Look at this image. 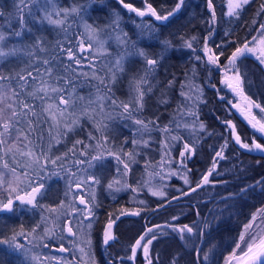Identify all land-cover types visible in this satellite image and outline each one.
Returning <instances> with one entry per match:
<instances>
[{
  "label": "trees",
  "instance_id": "trees-1",
  "mask_svg": "<svg viewBox=\"0 0 264 264\" xmlns=\"http://www.w3.org/2000/svg\"><path fill=\"white\" fill-rule=\"evenodd\" d=\"M18 2L19 0H0V12L3 13V15H0V25H3V31L6 34L12 30H18L20 27L19 21L16 19L18 15L16 5ZM124 2L132 3L134 7L140 9L146 7L145 0H124ZM147 2L152 4L158 13L166 15L168 11L175 7L179 0H147ZM212 2L216 14L214 24L208 23L211 19V10L207 7L208 0H185L179 13L166 22L155 21V18L150 15H146L144 18L137 17L135 13H129L127 9H124L118 0H103V6L100 4L93 5L88 14L84 16V20L88 24L102 27L112 18L111 13L113 10L119 12L123 18L121 27L130 38L128 51H132L131 42L135 41L136 46L147 51L150 58H156L163 52L160 41L168 39L173 44L172 49L163 53V59L160 61L159 67L156 69L154 76L150 78V83L154 84L155 87L146 96L142 112L133 113L135 119L157 120L160 124L168 123V120L173 117L172 111L177 106L176 102L182 98L181 84L187 81L202 89L201 100L196 105V108H198V114H200L205 124V129L200 131L197 138L193 139L194 141L188 135H185V131H179V133H184L181 135L183 139L180 140V143L189 142V145L193 144L195 149L187 154V167H184L183 171L178 170L181 180L176 181L177 183L172 182L171 187L167 188V196L164 202L161 203L159 200H154L147 195L145 207L141 208L140 203L132 201L131 207L143 209L140 211V215L129 214V217L119 215L117 216L119 219H116V217L114 219L116 220L114 235L118 245L116 252L117 256H122L123 260L128 252L130 255L131 246L145 233L147 228H154L155 225H166V223L176 227H179L177 223H180V226L185 224L193 226V222H195L194 232L191 234L185 233L184 241L170 228H163L164 235L160 234L161 230L154 228L157 239L153 241L149 252L153 264H172L173 257H176V264H201L197 259L195 249L200 248L203 250L201 253L202 257L203 252H207L213 244L215 245V249L211 254L213 258L205 262V264H225L229 253L235 248V242L239 241L238 236L242 227L257 212V209L264 205V185L257 186L256 184L257 181L264 179V152L262 155H257L237 146L233 139L231 126L226 125V118L224 117H227L228 111L229 113L232 111L229 118L231 121L233 120L232 125H235V132L241 136L242 142L249 144L254 138L258 143L264 144V134L253 129L248 122H246L245 127L239 125V114L234 107L231 108L232 96L224 83H222L221 69L218 66L227 60L236 47H241L263 21L264 11L257 13L261 4H264V0H250V3L245 5L240 11L238 17L226 15V0H212ZM84 3H87V0H54L57 9L70 8L74 4ZM51 6L53 5L48 7L51 8ZM31 7H33L36 16L42 15V12L36 6ZM43 7L44 5L41 4L40 8ZM25 19H27V16H25ZM141 19L145 23H153L155 25L157 32L153 34L154 38L149 39L147 35H140V30L133 21L139 24ZM9 22H11V27L8 26ZM69 23H72L73 26L68 30L67 40H65V33L60 32L59 29H54L53 26L47 23L40 24L29 21L28 26L32 31L28 32L25 30L21 37L8 35L6 46L21 45L24 46L25 51H29L31 49L28 46L34 45L36 38L43 35L46 37L43 41V47L47 50L41 52L39 48H36L32 57H27L21 52L18 56L9 57L0 65V68L5 72L11 70L19 71L31 61L33 68L43 69L45 67L41 63L43 59H51L52 56L59 55L58 51L53 47L57 40L62 41L65 47L76 45L79 38L78 33L84 31L81 22H74L70 18ZM193 36L197 37L193 41V48L183 47L184 40H188ZM181 37H183V40ZM99 38L107 40L105 47H107L110 55L94 60L95 70L98 75L104 76L105 80L108 81L110 79L107 74L108 68L112 67L116 56L125 49L124 46L118 45L114 35L109 39L105 32L101 33ZM206 39L208 47L215 54L220 55V53H223V55H220L218 65L207 63L206 54L203 51ZM68 41H71V45H69ZM96 46L95 44L93 45V47ZM89 54H84L83 71L91 73L93 69L87 64ZM197 56L200 57V60H196ZM67 62L66 54L59 56V61L56 62L57 71L54 74L60 76L68 75L69 79L72 76L76 77L72 80L67 91H71L72 87H75L74 96L83 97L84 99H77L75 107H81L82 110L86 107L98 109L96 107L98 101L92 104L88 102L96 101L98 94L101 96L110 95L111 99L104 101V111L101 115L97 111L91 113L93 119L100 121L103 118L104 123L107 124L108 127L104 132L107 131L106 135L111 143L109 148L114 151L120 148H123L124 152L133 151L132 141L133 137L135 139L137 131L134 136L133 132L135 130L134 127H137V125H135L133 118L126 116L121 118L118 114L122 112V109L113 105L112 100H116L118 103L120 101H128L130 96L129 80L133 75L143 72L145 69L144 60L138 56H128L125 60V72L119 73L116 82L108 85L111 89L110 93L108 92V87L93 79L91 75L85 78L78 73L66 74L63 71V64ZM73 67L78 66L73 65ZM239 67L243 74L247 72V75L244 76L245 84L249 87L253 98L264 107V69L249 56H243L239 59ZM193 69H195V73H193ZM29 70L32 69L29 68ZM170 80H174V84L168 87ZM249 81L251 86H249ZM60 83L62 84L63 81H60ZM97 89H99V93ZM184 91L187 92L188 88H185ZM162 93H164L163 96ZM161 99H167L168 102L166 104L160 103ZM30 102L33 101L30 100ZM34 103L39 105L40 102L34 101ZM70 111L73 110L70 109ZM253 111L259 110L253 109ZM109 117L111 118L109 119ZM93 119L82 116L79 126L69 133L61 144L54 146L52 155L56 156L66 152V149L71 148L73 142L77 139L86 143L93 141L89 140L90 132L99 139L100 132L95 130ZM43 127L46 129L47 125H43ZM159 136L152 137L155 141L157 140V142L151 141L155 144V149L159 148L158 141H162ZM226 139L228 140V145L223 149L224 159L217 158L219 162L216 164L215 172L209 176L210 183L187 195L185 197L186 202L181 203L180 199H173L179 193L195 187L203 175L208 174L209 168L213 166V158L216 152L221 150V146L225 144ZM45 141H47L46 132ZM78 147L82 148L83 146L80 145ZM143 157H145V162L151 165L155 164L153 157H148L147 155H143ZM6 159L11 163V157H6ZM175 159L177 158L175 157ZM53 170L52 166L49 165V172ZM89 171L92 174L94 172L91 169ZM94 174L96 173L94 172ZM185 175H187L190 184L183 182ZM66 177L67 175L61 172L60 176L52 178L54 182L48 184L52 185V187L45 186V195L39 199V203H48L54 206L60 197L64 196L62 194V183ZM102 178L104 181V177ZM178 182H180L182 190L178 189ZM249 186L252 187L249 188ZM242 188L247 189V191L241 193L240 190ZM176 190L180 192L178 191L177 194ZM105 201L108 205L112 204V212L110 214L114 218L116 212V203L114 202H117V200L111 203L108 200ZM128 207L129 205L126 204L125 208ZM178 208L181 210H179V213L174 214L177 217L176 220H173L171 216L170 218L165 216L169 215L168 210L173 211ZM39 211H41V208L22 209V212L21 210L19 211L20 219H17V215L0 217V236H8L10 231L12 232L17 227H22L23 223L38 224L39 220L36 219L40 215ZM197 212L199 215H197ZM215 217H219V219H215ZM205 218L210 226L204 230V235L201 236L197 229L203 228ZM57 231L59 232L60 230ZM95 232L98 236V227H95ZM190 241L192 243L189 249L188 243ZM136 257V263L142 260L139 249ZM21 261H23L21 253L12 252L6 245H0V264H22ZM129 264H132L130 260Z\"/></svg>",
  "mask_w": 264,
  "mask_h": 264
},
{
  "label": "snow or ice",
  "instance_id": "snow-or-ice-1",
  "mask_svg": "<svg viewBox=\"0 0 264 264\" xmlns=\"http://www.w3.org/2000/svg\"><path fill=\"white\" fill-rule=\"evenodd\" d=\"M118 2L127 9L129 13H135L137 17L144 18L146 15H150L155 18V21L166 22L171 17L178 14L185 0H179L175 7L168 11L166 15H161L157 12L156 8L152 4L145 0L146 7L144 9L136 8L132 3H125L124 0H118ZM228 11L226 15L229 17L240 15V11L245 5L250 3V0H227ZM43 4L44 7L40 8ZM54 0H19L16 5L18 15L16 19L19 21L20 27L18 30H12L10 33L3 31V25H0V65H2L9 57L18 56L19 53L23 52L25 56L32 57L35 53V49L39 48L41 52L46 51L43 47V41L46 39L43 35L39 36L35 40L34 45H29L31 49L25 51L24 46L12 45L6 46L8 35L14 37H21L25 30L31 32L32 29L28 26L29 21L34 23L44 24L47 23L53 26L54 29H59L60 32L65 33V40H67L68 30L73 26L69 23V19L72 18L74 22H81V26L84 31L78 33V40L76 45L65 47L64 43L60 40L55 42L53 46L59 53L57 56H52L51 59H43L41 63L45 66L43 69H36L32 67L30 61L28 65L19 71L11 70L5 72L0 68V214L14 213L21 209L31 210L35 208L46 209L47 212L56 215L58 221L61 216L69 217V223L61 228V225L56 221H52L51 226H47L51 217H41L40 223L33 227L30 231H26L21 227L19 231H12L8 236H0V245H6L7 248L12 252L25 254V259H30L34 264H42L41 258L37 255L31 254V248H25V245L19 242L18 237H23L28 241L29 245L34 247L39 246L40 242L43 241H56L60 243L57 251L68 253L71 252L75 256L76 251L81 254V261H68L65 257H51L54 264H87L83 258L87 257L91 261V264H95L94 254L91 252L92 237L91 229L92 223L89 221L85 224V220L88 217L94 216V208L98 205L95 204V193L88 192L84 186L94 188L95 185L101 183V179L97 175H88V170L95 168L97 163L104 161L107 157H112L116 160L117 167L116 172L118 177H114L109 181L107 188L119 192L130 188L131 186L126 183L128 172L130 171V165L136 163L135 153L133 151L124 152L123 148L119 150H113L108 148L109 137L103 135L107 129V124L104 123V119L100 121L93 119L91 113L95 112V108H84L79 113L70 111L76 106L77 99L83 100V97H76L75 87H72L71 91H67L69 85L76 77L72 76L69 79L68 75L60 76L55 75L57 71L56 62L59 61V56H67V63L63 64V71L68 73H78L81 76L87 78L89 75L93 79L98 80L101 84L108 87L109 84L115 83L119 73L125 72V60L128 56H138L145 62V69L138 75H133L129 80L130 96L127 102L112 100V104L122 109V112L118 115L121 118L125 116L133 118L135 125H137V133L142 137L145 132H151L155 130L153 120L135 119L133 113L142 112L145 106L146 96L152 92L154 84L150 83V78L154 76L156 69L159 67L160 61L163 59V53H166L169 49L173 48V44L170 40L164 39L160 41L163 52L156 58H150L147 51L143 48H138L136 42H131L132 51H128L130 38L127 32L121 27L123 18L120 13L113 10L111 13L112 18L104 26H94L88 24L84 20L89 10L93 5L100 4L103 6V0H87L84 4H74L70 8L57 9L55 7L49 8V5H53ZM36 6L38 10L42 12L41 16H36L33 7ZM207 7L211 10V19L208 21L210 24H214L216 21L215 9L212 0H208ZM264 11V4H261L259 12ZM0 15H3L0 12ZM27 16V19H25ZM135 26L140 30V35H147L149 39L154 38L153 34L157 32V29L153 23H145L141 19L139 24L133 21ZM11 27V22L8 24ZM261 29L264 30V24L261 25ZM107 33L108 38L115 36V40L118 45L124 46V51L121 52L115 58V63L112 67L108 68V76L110 79L105 80L104 76H100L96 72V65L94 60L100 57L110 55L107 47H105L107 40H101L99 37L101 33ZM59 34V33H57ZM211 35V32H210ZM183 40V37H181ZM197 37L193 36L188 40H184L183 47L192 49L193 41ZM71 45V41H68ZM249 43L257 44L259 47H250ZM97 45L93 47V45ZM219 48V46H217ZM195 51V49H193ZM204 53L207 55V63L210 65H218L220 61V55H217L213 50L208 47L207 39L203 48ZM85 53H90L87 58V64L93 69L91 73L83 71V65L85 62ZM249 53H258L257 58L261 64H264V34L257 40L256 37L252 38L251 42L246 41L242 47H236L235 51L232 52L231 56L227 58V64L223 66L224 79L222 83L235 95L240 96L246 102V108L241 107L238 104H233L232 107L238 108L242 114H246L248 123L251 124L253 129L258 130L264 134V123L257 120L253 114V109L259 110L261 118H264V107L253 101L244 92V79L241 75V70L237 66L238 58H241ZM196 60H200L197 56ZM73 65L78 67H73ZM106 66V65H105ZM31 68L32 70H29ZM35 73V74H34ZM195 73V69H193ZM247 72L244 73V76ZM31 81V83H30ZM60 81H63L61 84ZM249 86L251 82L249 81ZM174 84V80L168 82V87ZM15 85V86H13ZM188 88V91H184ZM99 93V89H97ZM108 92H111L108 87ZM202 89L198 86L185 82L181 84V96L185 97L186 101H190L191 104L185 109L184 106H178L177 114H183V116L193 117L192 124H182L177 122L176 127L191 128L193 132L196 131V126L200 130L205 129V125L198 121V112L195 110L196 105L201 100ZM164 93H162V96ZM111 99L110 95H97L96 101H89V104L99 102L101 113L104 111V101ZM33 101V102H30ZM34 101H39V105L35 104ZM160 103H167V99H161ZM84 116L88 119H93V125L97 132L101 133L98 139L91 132L89 133V140L95 141V144H86L83 140L77 139L73 142L72 147L66 152L60 155L53 156L52 150L55 145L61 144L63 140L68 136L69 133L73 132L74 129L79 126L80 118ZM111 117H109L110 119ZM175 119V117H174ZM173 121H169V124L164 125L162 128L156 125V128L164 134L165 139L161 141V146L164 151V155L161 157V161L158 162V166L163 168L165 164L171 163L170 156V142L182 140L183 137L176 135L172 136V128L170 125ZM231 126L232 135L234 136L235 142L240 147L249 150H259L264 152V144L256 143L253 141L252 144L242 142L241 136L236 134L235 125H232L231 121L225 122ZM43 125H47L45 129ZM45 132L47 133V141H45ZM126 142V141H125ZM133 145L144 144L145 146L149 143L148 140H133ZM83 145L82 148L78 147ZM228 145V140H225V144L221 146V150L217 151L213 158V166L209 168L208 174L203 175L202 179L196 184L194 188H191V192H196L197 189L208 185L210 183L209 176L212 175L216 170V164L219 159H224L223 149ZM184 151L180 153L183 158L181 160V166L184 164V160L188 158L186 153H191L195 149L189 144H184ZM90 150L95 154L90 155ZM79 154V155H78ZM17 155L21 158H26V163H20L17 159ZM86 157L87 159H80L79 157ZM6 157H11L12 162L16 166L9 164ZM87 167H81L83 165ZM49 165L54 169L49 172ZM122 165V168H121ZM75 166L77 171L73 172L72 167ZM153 167L150 163L146 162L145 171L148 174L149 179L144 180L138 188L132 189V191L142 190L150 184L153 173L149 172L148 169ZM21 169V170H18ZM61 172L67 173L68 190L65 192V196L68 197L73 192V186L75 189H84L85 194L89 199L85 198V195L79 196V205H83V208L77 207L76 196L73 195L72 199L65 203L61 200L60 204L56 207L51 205H41L39 199L45 195L46 181L51 180L53 177L60 176ZM43 173V175H42ZM78 173L84 175L77 176ZM176 172L169 173V176L176 175ZM155 175H160L159 172ZM86 176V178H85ZM75 178V179H73ZM185 184H190L187 175L183 177ZM257 186L264 185V179L256 182ZM252 186H249L251 188ZM152 191L151 188H149ZM247 189H241L240 192L244 193ZM6 194V195H5ZM188 192H183L182 195H188ZM153 196H165L166 193L161 191H152ZM232 195V194H230ZM173 199H178L174 197ZM223 199V198H222ZM143 203V202H141ZM162 206V205H161ZM260 213H264V210H259ZM125 211H121L120 215H125ZM132 215H140L139 211L133 212ZM197 215L199 213L197 212ZM119 219V217H116ZM176 220L177 217H173ZM219 219V217H215ZM257 220V215L252 216V220L244 225V231L241 232L239 241L235 242V248L232 253L226 258L225 264H264V229L254 231L253 226ZM74 226L77 231L73 229ZM116 220L112 219V214H109V222L106 224L103 232V245H109L110 241L116 239L113 234V225ZM41 224L46 225L43 229V233L37 235V229L41 227ZM209 223L205 218L203 228L197 229L201 236L204 235V230L209 228ZM164 227L170 228L173 232H176L182 241L185 240V233L191 234L194 232L196 227L195 222L193 226L187 224L176 227L172 224L166 225H155V229L161 230V235L165 233L162 231ZM154 228H147L145 233L135 241V244L131 246L132 256L129 259H135L137 250L142 249L146 264H153V260L149 254L150 246L153 241L157 239V234L154 232ZM259 228V225H256ZM57 229L60 231L58 232ZM68 233L74 239L70 240L72 247L65 248L63 241L68 239L64 233ZM151 238H148V237ZM31 237V239H29ZM34 241L36 242L34 244ZM146 241V242H144ZM48 247L47 244L43 245ZM215 249L213 244L207 252H203L202 249L196 248L197 259L201 264H205L211 258V254ZM239 251V255L237 252ZM48 257H44L47 260ZM172 264H176V257H173Z\"/></svg>",
  "mask_w": 264,
  "mask_h": 264
},
{
  "label": "rangeland",
  "instance_id": "rangeland-1",
  "mask_svg": "<svg viewBox=\"0 0 264 264\" xmlns=\"http://www.w3.org/2000/svg\"><path fill=\"white\" fill-rule=\"evenodd\" d=\"M52 7L57 8V6L55 4H53V6H51V8ZM226 9L228 11V3H227V0H226ZM262 24H264V19L259 24V26L255 30V32L251 36H249L246 41L251 42L253 37H256L257 40H259L261 38L262 34H264V30L261 29V25ZM243 45H244V43H243ZM249 46L250 47H257V48L259 47L257 44H253V43H249ZM257 55H258V53H249V54H246L245 56L251 57L255 62L258 63V65H260L264 69V64H261L259 62V60L257 58ZM206 58H207V55H206ZM239 59L240 58H238V60H237V66L238 67H239ZM225 64H227V60L224 63L218 65L220 67V69H221L222 80L224 79L223 66ZM241 75H242V77L244 79V92H245V94L247 96H249L253 101H255L256 99H254L253 96H252V94L250 93L249 87L245 84V77H244V74L242 73V71H241ZM183 83H185V82H183ZM228 91L230 92V95L232 96V105L233 104H238L241 107H245L246 108V102L243 100L242 97L235 95L229 89H228ZM176 103H177V106L172 111L173 117L170 118V120H168V121H173V123L170 125V127L172 128L171 135L172 136H176V135L181 136L182 134L185 133V135H188V137H190L191 140L197 138V136L200 134V131H201L199 129V127H198V124L196 126V131L195 132H193L191 128H184V127L177 128L176 127V123L177 122L182 123V124H185V123L186 124H192L193 119H194L193 117L183 116L182 113L181 114H177L178 106H184L185 109H187V107L191 104V102L190 101H186L185 100V97L182 96V98L179 99L178 102H176ZM256 103H258V101ZM97 104L98 105L96 107L98 109H96V111L101 115L102 113L100 111L99 103L97 102ZM231 108H233V107H231ZM234 109H235V111L238 114H239V112L241 113V111L238 108L234 107ZM72 110L75 111V112H77V113H79L82 110V108L81 107L80 108H76L75 107ZM195 110L198 112V108H195ZM253 114L256 116L257 120H260L261 123H264V118H261V114H259V111H253ZM174 117H175V119H174ZM153 121L155 122V124L153 125V128L155 130H153L151 132H145L142 137L138 133L135 135V140L144 139V140H148L149 143L146 146L144 144L133 145V152L135 153L136 163L130 165V171L128 172V175H127V178H126V183L131 186L130 188L125 189V190H122V191H119V192H115L114 190H109L107 188V185H108L109 181H111L114 177L120 178V177H118L117 172H116V167H117L116 160L113 159L112 157H107L104 161L100 162L94 168L97 171V173H98L99 176L102 175V177H104V181H101V189H102L101 199L102 198H105V197H106V199H102V203L105 200H108V202H110V203L112 201H114V200H117V202H114V203H116V208H115L116 212L114 214V218L117 217V216H119L121 211H125L126 213H129L131 215H132L133 212H136V211H139L140 212V211H142L143 209H135L134 207H131L132 206V201H134L136 203H140L141 204L140 205L141 208L142 207H145V205H146V196L147 195L149 197H152L154 200H159L161 203L164 202V199L166 198L167 195H165L163 197H161V196H153L152 195V191H161L162 190L163 192L166 193L167 192V188L168 187H171L170 185H171L172 182L177 183L176 181L181 180L180 179V174L178 173V170L179 171H181V170L183 171V168L184 167H187L186 166L187 164L185 163V160H184L183 166H181V160H183V158L180 156V153L182 151H184V147L183 146H184L185 143H182L181 142V144H180V140L174 141V142H170V145L169 146H170L171 163L170 164H165V166L163 168H161V167L158 166V162L161 161V157L165 153H164V151L162 149L161 141L160 140H159L160 142L158 141L159 148H156V149H155V144H153V142H151V141H155L152 137L153 136H156V135L157 136L160 135L159 138L162 139V141L165 139L164 134H162L159 131V129L156 128V125H159V127L162 128L164 125L169 124V122L168 123H165V124H160L159 121H157V120H153ZM198 121L199 122H202L204 124V122L202 121V118L200 117V114H198ZM137 127H134L135 130L133 132V136H134V133L137 131ZM178 129H180V130H178ZM157 131H158L159 135H158ZM179 131H185V132L184 133L183 132H180L179 133ZM106 133H107V131L104 132L103 135H106ZM100 136H101V133H100ZM133 140H134V137H133ZM155 142H157V140ZM186 143L189 144V142H186ZM86 144H95V141H90V142H87ZM110 145H111V143L109 141L107 147L109 148ZM81 146H83V145H81ZM190 146L192 148H194V145L193 144H190ZM67 150L68 149H66V151ZM177 150H179V151L176 152ZM90 153H89L90 155L95 154L91 150H90ZM187 154L188 153H186V155ZM143 155H147L148 157H150V156L153 157V160H154V163L155 164L153 165V167H151V168L148 169L149 172L153 173V176L151 178L150 184L147 187H144L142 190H138V191H135L134 192V191H132V189L138 188V186L144 180L149 179L148 174L145 171L146 164H144V163H146L145 162L146 160L144 159L145 157H143ZM175 157L177 159H175ZM79 158L80 159H87L86 157H82V156H80ZM17 159L22 164L27 162L26 161V158H21L18 155H17ZM140 161L143 164L139 163ZM175 161H176V163L174 164ZM9 164H11L12 166H16V165L13 164L12 159H11V163H9ZM84 167H87V165L85 164ZM121 168H122V165H121ZM72 171L73 172L76 171V167L75 166L72 167ZM157 172H159L160 175H155V173H157ZM171 172H176L177 174L176 175L169 176V173H171ZM89 173H90V171L87 174L90 175ZM42 175H43V173H42ZM64 175H67V173H64ZM81 175H84V174L83 173H79L77 176L79 177ZM73 179H75V178H73ZM53 180L54 179L47 180L46 181V185L52 187V185H48V184L54 182ZM67 180H68V176L66 178H64L63 183H62L63 184L62 185L63 186V188H62V194L64 196H61L60 199L58 200V202L54 206L51 205V204H48V203H43L41 205H51L52 207H56V206H58L60 204L61 200H64L65 203H68V201L70 199H72V196L75 195L76 196V204H77V207L82 208L81 205H79V199H78L79 198V190H77V189L75 190L73 188V192L68 197L65 196V192L68 190ZM149 188H151L152 191H150ZM180 188H181V184H180V182H178V189H180ZM74 191H76V192H74ZM91 192H93V190H91ZM127 201H129V207H131V208H129V207L128 208H125ZM141 202H143V203H141ZM174 210L173 211L168 210L169 211V215H165V216L167 218H170V216L171 217H175L174 214L179 213V210H181V209L178 208V209H174ZM259 210H264V205H262L261 207H259L257 209V212L255 213V215H257V220H256V222H255V224L253 226V230L254 231H259L260 229H264V213H260ZM21 212H22V209H21ZM39 212H40V215L36 219V220H39V223L41 221V217L42 216L51 217V219L49 220L47 226H51L52 221H56L57 223L61 224V228H63L64 226H66L69 223V217L61 216L60 219L57 221L56 220V215L47 212L46 209L45 210L44 209H41V211H39ZM15 215L18 216L17 219H20L21 218V215H20L19 211L18 212L11 213V214H9V213L0 214V217H6V216H12L13 217ZM105 218H106L105 219V222H103L104 225L102 224L103 226L101 227L102 228V231H101V235L102 236H103V232H104L105 226L109 222V217H106L105 216ZM114 218H112V219H114ZM93 220H94L93 217H88L87 220H85V224H87L89 221L92 223V229H91V237H92V240L94 238V232H93L94 226H93V222H92ZM251 220H252V217L248 220L247 224ZM7 221H9V220H7ZM177 224H178V226H180L179 225L180 223H177ZM36 225L37 224H34L33 225L32 223L31 224L23 223L22 224V227H23L24 230L30 231ZM256 225H259V228H256ZM45 226L46 225L41 224V227L39 229H37V235H40V234L43 233V229H44ZM20 229H21V227H19V228L17 227L14 230L15 231H19ZM73 229H74V231H77V229L74 226V222H73ZM57 230H59V229H57ZM243 231H244V226L242 227V229L240 231V234ZM11 233L12 232L10 231L9 235ZM240 234L238 236V239L240 237ZM71 238L74 239L73 237H71ZM148 238H151V237L149 236ZM18 239H19V242L21 244L25 245V248H31V254L32 255H37V256H39L41 258L42 264H54V262L51 259V257H53V256H56V257H65L68 261L75 260V261H78L79 262L82 259L81 254L79 253V251H76L75 256H72V257H67V256H62V255H59V256L58 255H52V253H50L49 251H47V249H45L44 246H43L45 243L50 242L48 240L43 241V242H40L39 243V246L34 247L33 245H29L28 241L25 240L23 237H18ZM29 239H31V237H29ZM51 242L53 243V241H51ZM144 242H146V241H144ZM35 243L36 242L34 241V244ZM191 243H192L191 241L188 243V248L189 249H190ZM69 245L72 247L71 244H69ZM139 251H140V254H141V258L143 257L144 260L142 259L140 262H137L136 264H146V260H145L144 253H143L142 249H139ZM91 252H92V247H91ZM231 253H232V251L229 253V255ZM237 254L239 255V251L237 252ZM21 256H22V259H23V261H21L22 264H34V262L31 261L30 259H25V254L21 253ZM44 257H48V259L47 260H44ZM126 257H128V258L130 257L129 252L126 254ZM83 259L85 261H87V264H91V261L88 260L87 257H84Z\"/></svg>",
  "mask_w": 264,
  "mask_h": 264
},
{
  "label": "flooded vegetation",
  "instance_id": "flooded-vegetation-1",
  "mask_svg": "<svg viewBox=\"0 0 264 264\" xmlns=\"http://www.w3.org/2000/svg\"><path fill=\"white\" fill-rule=\"evenodd\" d=\"M231 113H232V111L230 113H229V111L227 112V114H226L227 117H224V118H226L225 122L226 121H231L230 118H229V115ZM231 122H233V120ZM246 122H248V119L246 118V114H242V113L239 112V115H238V123H239V125L245 127L246 126ZM227 126H229V125H227ZM253 141L256 142V140L253 138L249 144H252ZM185 163L186 164L188 163V158L185 160ZM98 164L99 163H97V165ZM81 167H84V165L81 166ZM92 170L96 174H94V172H93V174H91V172H90L89 173L90 175L99 176L94 168H92L91 171ZM99 177L103 181L102 175L99 176ZM85 178H86V176H85ZM84 187L87 188L88 192H91V190L94 191V193H95V204L98 205L97 207L94 208V216H93V218H94L95 221L94 220L92 221L93 222V226H94L93 232H95V227H98V236L96 235V232H95V236H94V238L92 240V253L94 254L95 264H129V260H130V263L136 264L135 259L134 260L133 259H129L128 257L125 256V258L123 260L122 256H117V252L116 251L118 250V245H117L116 239L113 240V241H110L109 245H107V246L103 245V243H102L103 236L101 235V231H102L101 227L104 225L103 222H105V219H106L105 216L109 217L107 215H109L112 212V204L108 205L105 201H103V203H102V199H106V197L101 199V192H102L101 183L99 185H95L94 188L88 187L87 185H85ZM73 188H74V186H73ZM190 189L189 190H185L184 192H188L189 193L188 195H190L191 193H193V192L190 191ZM179 190H182V189L180 188ZM179 190H176L177 194H178ZM74 192H76V191H74ZM80 195H85V198L89 199L88 196L85 194V191H84L83 188L79 189V196ZM177 196H178V199H180V202L182 201L181 203L187 201L185 199V197L187 195L185 196V195H182V193H179L178 195H176V197ZM126 204L129 205V201H127ZM81 207L83 208L84 206L81 205ZM125 215L127 217H129V213H126ZM115 225H116V223L113 225V234L115 233V229H114ZM64 235L66 237H68V239L63 241V246L65 248H71V246L69 245V244H71L69 241L72 240L71 236L67 235L66 233H64ZM45 244H47L48 247H44V248L47 249L50 253H52V255H58V256L62 255V256H67V257H72L73 256L71 254V252H68V253H64L63 252L62 253V252L57 251V249L60 246L59 242L53 241V243H52L50 241V242L45 243ZM131 256H132V253H130V257ZM135 258H137V257H135ZM142 259L144 260L143 257H142Z\"/></svg>",
  "mask_w": 264,
  "mask_h": 264
},
{
  "label": "water",
  "instance_id": "water-1",
  "mask_svg": "<svg viewBox=\"0 0 264 264\" xmlns=\"http://www.w3.org/2000/svg\"><path fill=\"white\" fill-rule=\"evenodd\" d=\"M237 134V133H236ZM233 139H234V136H233ZM234 141H235V139H234ZM236 143V142H235ZM256 143H258V142H256ZM237 144V143H236ZM237 146H239L240 147V145H238L237 144ZM240 148H242V147H240ZM242 149H244V148H242ZM244 150H246V151H250V152H252V153H255V154H257V155H261V154H263V152H261V151H259V150H249V149H244Z\"/></svg>",
  "mask_w": 264,
  "mask_h": 264
}]
</instances>
